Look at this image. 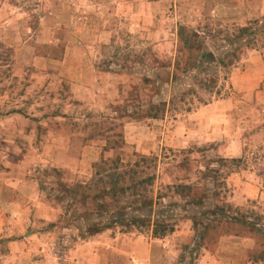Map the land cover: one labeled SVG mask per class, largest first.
<instances>
[{"label": "rangeland", "instance_id": "obj_1", "mask_svg": "<svg viewBox=\"0 0 264 264\" xmlns=\"http://www.w3.org/2000/svg\"><path fill=\"white\" fill-rule=\"evenodd\" d=\"M196 34L203 49L189 50L184 39ZM263 68L264 0H0V116L19 115L15 131L30 135L0 154V177L13 168L31 206L61 213L24 227L28 264H264L251 257L264 249L255 232L199 225L225 207L264 227V80L259 92L241 89ZM213 102L195 129L193 113ZM116 166L119 185L103 171ZM249 169L258 196L236 205L229 176ZM152 175L147 196L106 193ZM179 184L193 186L190 198L167 188ZM143 200L152 206L134 203ZM134 217L140 224L126 226ZM157 221L174 231L154 237ZM49 229L45 251L34 237ZM17 238L0 237V264H20L6 258Z\"/></svg>", "mask_w": 264, "mask_h": 264}, {"label": "crops", "instance_id": "obj_2", "mask_svg": "<svg viewBox=\"0 0 264 264\" xmlns=\"http://www.w3.org/2000/svg\"><path fill=\"white\" fill-rule=\"evenodd\" d=\"M2 11H5V9L2 8L1 12ZM7 24L9 23L7 22ZM262 70L261 75L258 77L259 79L255 82V85L247 84V86H244L241 89L245 91H258L257 87L260 85L261 81L264 80V68ZM251 82L253 81L251 80ZM217 107L218 106L216 103L213 102L202 106L196 112H194L192 115V118L195 120L194 128L196 129L198 125H200L198 120L202 116L212 113V111H215V108ZM19 118V115L12 113L0 116V144L3 145V143H5L6 146H11L9 147V152L7 151L8 149H6L3 151L4 153L0 152V154L11 155L14 152V149L12 148L15 139L30 138L29 131L26 127H23L19 133L15 131V126L17 123H19L18 120H22L21 124H24V119ZM16 129L18 130V128ZM190 133L191 131H189L188 137L192 136ZM236 154H238L236 156H239L240 152L238 151ZM13 172L14 169L12 168L10 172H5V174L2 173L0 177V237H10L14 234H17L18 238L12 242L13 245L11 247V251L6 255V258L10 261H14L16 260L15 258H17L20 264H24L25 258V262L28 264L30 246L26 243L28 237L21 235L24 232V227H28L31 220L55 222L60 218L61 213L59 214V210L57 208H54L51 205H46V203L41 201L39 202L36 199L31 206L30 192L28 191L29 183L26 182L24 178L14 177ZM239 174L240 173L235 172L229 176V181L233 182L232 184L234 186V200L236 205L243 204L242 200L244 199L257 197L259 193V179H256L255 172L249 169L246 173H243V175L240 176ZM33 195H37V193L35 192ZM69 232H71V229L63 228L60 235L63 238L64 235L69 237V234H71ZM53 233L54 231L51 229L38 231L34 237L38 241V248L42 247L43 250H48V248L51 246V244L48 242V238L53 235ZM178 234L181 233L179 232ZM92 238L90 237L88 239L82 240V242L85 243L83 246H81L85 248H83L84 251H86L87 248L91 250L93 247ZM155 239L157 240L158 238ZM121 252L124 253L125 250H121ZM115 254L119 253L117 252ZM106 260L107 262L109 261L108 257Z\"/></svg>", "mask_w": 264, "mask_h": 264}, {"label": "trees", "instance_id": "obj_3", "mask_svg": "<svg viewBox=\"0 0 264 264\" xmlns=\"http://www.w3.org/2000/svg\"><path fill=\"white\" fill-rule=\"evenodd\" d=\"M181 32H182V28H181ZM184 36V35H182ZM196 39H194L195 41H192V39H188V37H185L183 44L188 46L189 50H193L194 47H198L203 49V42L198 40V35L196 34ZM179 59H177V63H176V67H179ZM222 66H227L225 64L224 61H221ZM191 65V63H190ZM186 72H188V70H186ZM177 97L176 93H172L171 95V102L174 101V99ZM165 101L163 103L157 104L155 106H153L151 108V110H154L153 113H151L152 117H159L160 114L164 113L165 110ZM148 158L143 156L141 157V161L145 162L147 161ZM235 161V160H233ZM119 162V161H118ZM104 164H108L107 161H103ZM118 167H111L108 168L106 170H103L105 173V175L107 177H110V179H112V177H118V179L116 181H111L110 184L116 183V184H120V182L118 180L121 181L126 179V174L123 173H117L116 171H118ZM115 172V173H114ZM137 172V171H136ZM98 175L101 176L102 173H97ZM103 178L100 177V182H103L102 180ZM155 175L149 176L148 179L142 178L141 182H135L133 185H123L121 187H115V189L117 190L118 188V192L113 191V190H106L107 194H112V197H110V199H114V197H116L117 193L120 195H127L130 191V194L132 196H147L146 194L148 193V189L147 187H144L143 185L146 183L150 182V186H152L155 182ZM148 180V181H147ZM79 187H83V185H79ZM90 187V186H89ZM88 187V188H89ZM170 190H173L175 193L183 196V194L185 192H188L186 194V197L190 198L191 197V192L193 189L192 185H183V184H179L176 186H168L167 187ZM103 189H101L102 192ZM150 191H152L150 189ZM104 194V191L101 193H97V195H95L96 197H100V195L102 196ZM194 194V193H193ZM103 198V197H101ZM146 198V197H145ZM164 198V196H157V199H161ZM147 199V198H146ZM135 205L140 204V208H144V207H150L152 206V200L150 201H140V203H138V201L134 202ZM195 203L197 204H202L203 201H196ZM131 207V206H130ZM214 210V209H213ZM204 212V211H203ZM213 218L209 219L208 222L204 223V222H200L199 225L202 226L203 230H217L218 228H221L224 226V224H229V223H236L241 225L244 229H246L247 231L250 232H255V234H258L259 236H261L264 239V227L261 225L262 224V217L258 216L256 219L253 220V216L250 215L247 211H241V209L236 212V213H231L229 209L225 208V207H218L217 209L214 210L213 212ZM217 215H220L221 218L219 220L215 219V217ZM109 221H112L111 219ZM110 224V223H109ZM140 224V219H137L136 217H134V219H131V221L126 222V226L131 227V225H138ZM141 224H145V223H141ZM148 225H150V223H148ZM94 226H99L97 224L93 225ZM174 225L171 223H164V222H160L157 221L154 223L153 226V236L154 237H162L164 235H166L167 233H169L170 231H174ZM98 228V227H97ZM101 228V227H100ZM203 238V237H202ZM252 260L253 261H259V260H263L264 259V249L262 251H256L255 253L253 252L251 254Z\"/></svg>", "mask_w": 264, "mask_h": 264}]
</instances>
